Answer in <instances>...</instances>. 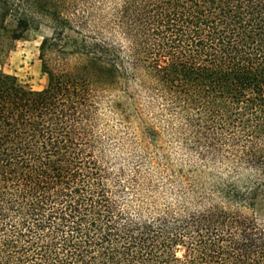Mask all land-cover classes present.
I'll return each mask as SVG.
<instances>
[{"label":"trees","instance_id":"16d2710c","mask_svg":"<svg viewBox=\"0 0 264 264\" xmlns=\"http://www.w3.org/2000/svg\"><path fill=\"white\" fill-rule=\"evenodd\" d=\"M41 89L0 70V264H264V0H0Z\"/></svg>","mask_w":264,"mask_h":264},{"label":"rangeland","instance_id":"374dc122","mask_svg":"<svg viewBox=\"0 0 264 264\" xmlns=\"http://www.w3.org/2000/svg\"><path fill=\"white\" fill-rule=\"evenodd\" d=\"M52 32L47 18L34 23L20 39L11 45L0 36V70L14 75L17 80L32 89H41L47 83V76L41 70L39 45L41 40Z\"/></svg>","mask_w":264,"mask_h":264}]
</instances>
